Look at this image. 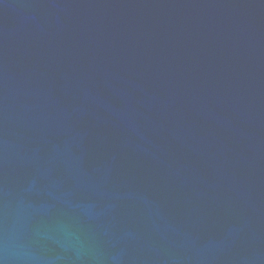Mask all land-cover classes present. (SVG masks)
Masks as SVG:
<instances>
[{
    "label": "water",
    "instance_id": "95a60500",
    "mask_svg": "<svg viewBox=\"0 0 264 264\" xmlns=\"http://www.w3.org/2000/svg\"><path fill=\"white\" fill-rule=\"evenodd\" d=\"M0 264H264V0H0Z\"/></svg>",
    "mask_w": 264,
    "mask_h": 264
}]
</instances>
